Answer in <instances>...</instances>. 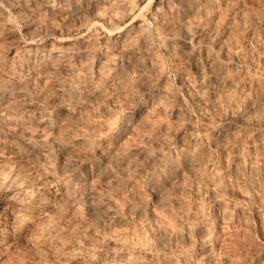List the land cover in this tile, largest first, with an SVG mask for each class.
Masks as SVG:
<instances>
[{"label": "rangeland", "instance_id": "374dc122", "mask_svg": "<svg viewBox=\"0 0 264 264\" xmlns=\"http://www.w3.org/2000/svg\"><path fill=\"white\" fill-rule=\"evenodd\" d=\"M73 1L79 5L76 12L72 11ZM173 1L0 0V80L9 81L5 75L11 66L19 67L27 58L40 57L41 50L48 48L56 38H67L68 43L87 50L82 58L91 66L86 80H81V77L74 80L72 71L56 76L62 81L63 86L59 89L69 106V111H57L58 119L64 123L57 138L67 142L82 131L86 136L83 145H75L63 153L52 142L48 146L37 144L40 138L55 136L48 126L30 125L32 134L25 138L20 134L12 135L0 125V170L8 169L12 175L17 173L15 176L24 188L14 187L9 182L0 183V264H120L119 259L127 255L126 246L130 242L149 236L147 227L156 215H171L179 225L183 222L178 214L181 206L191 207L199 200L207 211L213 264H264V142L262 147H253L246 152V161H256L261 168L253 183L252 170L247 165L243 166L249 178L244 187L237 182L233 172L242 164L232 161L231 151L226 145L233 138L220 144L214 143L209 135L213 123H209L207 115L213 113L216 118L222 115L225 92H218L212 101L207 102V107L195 99L197 88L191 80L197 77V73L189 61L185 62L186 49L179 46L178 41L183 38L179 24L181 16L173 7L170 8ZM47 2L53 7L52 11L44 7ZM206 2L205 9L203 7L205 15L192 13L191 27L188 24V30L192 28L193 32L195 25L192 24L202 22L205 32L202 56L207 51L216 52L219 56L222 47L244 50L250 42L255 52L248 59V71L264 76V0ZM163 8L167 9L168 19L165 29L161 30L155 15ZM126 28H130L131 38L136 44L142 42L135 36L145 35L142 38L150 55L159 62L160 68L156 67L155 71L146 67L144 85L133 79H137L136 73L147 66L145 56L140 59L141 64L139 62L127 69L126 78L116 74L115 63L111 64L113 60L108 62L112 67H108L107 74L95 70L96 65L104 60L102 52L106 51L115 60L121 56L126 42L120 46L114 40L116 34L113 32ZM213 33L221 39L220 43L214 42ZM170 41L174 43L173 49L169 46ZM29 42H35L39 49L26 50ZM226 62L227 71L236 73L238 65H233L234 61ZM20 71L27 75L25 67ZM130 76L132 80L128 79ZM127 79L132 81V86L126 82ZM238 82L245 93L249 88L253 93L263 91L256 89L245 76L238 78ZM14 84L28 94L46 86V99H50L55 91L48 82L19 80L10 85L14 87ZM211 85L215 87L216 82L211 81ZM94 89L100 92L89 94ZM155 103L166 111L155 109L146 112ZM262 105L264 110V102ZM247 114L242 122L236 123V129L240 130L238 133L242 134L243 130L250 135L257 133V137L264 141L263 126H255L260 122L258 114L253 111ZM135 115L139 116V121L133 119ZM163 123H167V128L159 130ZM63 131H67V135ZM154 131L159 132L162 141L151 143V148L160 149L163 154L161 161L158 160L149 171L153 172L152 175L147 173L134 177L132 172L124 173L114 167L113 176L107 171L99 173L95 170L104 148L112 152L122 147L129 148ZM182 149H202L203 157L195 167H198L197 171H187L185 175L187 179L200 183V191L196 195L187 191L184 188L186 180L177 177L174 184L166 187V203L160 205L149 188L148 176L159 175L161 172L158 171H163L164 164L175 160ZM103 165L110 168L109 163ZM109 180L116 181L111 188L104 185ZM90 182L98 191L111 194L121 207V218L104 221L83 185L77 191L79 202L72 203L70 196L75 189L71 188L76 183ZM241 189L257 192V198L247 203L241 199ZM23 191H31L33 196ZM130 193L145 207L140 216L132 215L126 209ZM176 240L173 235L171 242ZM185 247L192 250L193 255L194 247L190 244ZM145 256L149 261L144 264H164L158 259L151 260L148 254ZM223 258L227 259L225 263L221 261Z\"/></svg>", "mask_w": 264, "mask_h": 264}, {"label": "bare ground", "instance_id": "6f19581e", "mask_svg": "<svg viewBox=\"0 0 264 264\" xmlns=\"http://www.w3.org/2000/svg\"><path fill=\"white\" fill-rule=\"evenodd\" d=\"M206 1L207 0H174V3L169 6L170 8L173 7V9L178 12L181 16L179 19V24L181 25L180 32L182 33L183 38L180 39L178 43L181 48H184L187 51V54L184 56V59H186L185 62L189 61L188 63H190V65L192 64L196 69L195 72L197 73V77L191 80L197 88V96L195 97V99L200 102L199 104L203 103L207 107V102L212 101L213 97L218 92H225L224 96L226 98L224 97L225 100L223 98L222 101V115L216 118L214 115H212L213 113L211 115L206 114L209 123H213L209 135L210 139L214 143L220 144L223 142L226 143L229 139L233 138L232 140L228 141L226 145L231 151L232 161L242 164V166L236 167L233 172L237 182L245 187L249 178L243 166L247 165L248 169L252 170L253 177H251V182L253 183L255 182V175L259 173V170L261 168L260 164L256 161H246V152H250L253 147H262L264 141L262 138L257 137V133L250 135L248 131H245L243 129L242 130L244 132L242 134H239L240 130L238 129V131L236 129V123H238V121L240 122L242 119L244 120L246 114L250 113V111H253L258 114V118L260 120V122H257L255 126H258V128H261L263 126L264 128V110L262 108V104L264 102V76L258 74H251L248 71V59L255 52L254 45H252L250 42L244 50L236 48L223 49L222 47V52L220 53L221 56H218L217 53L213 51H207L206 55L202 56V50L205 41V32L202 22L193 20L196 21L195 24H192L195 25L193 32L191 30L192 28L189 29L191 30V32L188 30V24H190L191 27L192 20L190 18V15L192 13L195 14L194 12H200V16L202 17L205 15L204 9L206 7ZM129 3H131V1ZM44 7L51 11L53 9V7L49 5L48 2L44 5ZM72 7L73 12H76L79 9V5L76 2L73 3ZM166 15L167 9L164 10V8L162 10H157L156 12V23H158L157 25L161 27V30L162 28L165 29L167 25L166 20L168 19V17L166 19ZM113 33L116 34L114 36V40L116 39L115 41L119 43L120 46L124 45V43L126 42L122 54L120 57H118V59L115 60L114 56L107 54L106 51H104L105 53L102 52L101 54L104 57V60L96 65L95 70L99 73L107 74L106 72L108 71V67H112L108 66V62L110 63L113 60L111 64L115 63L116 74L119 77H123L124 75V78H126L125 72H128L127 69L135 64H138L139 62L141 64L140 59L145 56V58L147 59V63L145 62L147 66L145 65V67L142 69L139 68V71L136 70L138 71V73H136L137 79L136 77H134L135 80L131 78V76L130 78L127 77L129 80L133 79L134 82L137 80L138 83L142 84L145 77H147L146 67L148 69L156 70V67L159 66V62L154 61L155 57H152V54L150 55L148 49L149 47L146 45L145 39L142 38L145 35L141 37L140 34L139 36L137 34V36H135V39L137 37V39L140 40V42L142 43L136 44L131 38L130 28H126L124 29V31H114ZM213 36V40L215 43L221 42V39L218 37L217 34L214 35L213 33ZM169 44V46L173 49V41H170ZM26 46V50L31 52L32 50L39 49L38 45L35 42H29L26 44ZM84 52L88 51H84L81 47L68 43L67 38H56L53 42L49 44L48 48H46L45 50H41L40 57H34V59L31 57L26 59L25 57L26 62H23V65H18L20 64V62L17 64L20 68L15 65L11 66L5 75V77H9L10 80H0L1 128L4 127L12 135L20 134L25 138H28L32 134V131L29 128L30 125H35V127L40 128L48 126L51 129L53 135L55 134V136H51V138H40L37 140V144L39 146H48V144L52 142L63 153L72 150L75 145H83L85 143L86 136H84L85 134L81 131L82 129L80 130L81 134H78L79 136H71L69 141L67 142L62 141L61 138H57V134L62 131L64 124L58 119L57 111L58 109H64L66 111H69V106L59 89L63 86L62 81L57 79L56 76L57 74H61L63 76V74L65 75V73H68V71H72L74 80L75 78L80 77L81 80H86L85 78L89 77L88 69H91V66L89 67V64L87 65V60L82 58V54ZM25 59L23 58V60ZM226 61H234L233 65H238L236 73L231 74L227 71L228 64ZM23 67H25L28 71L27 75L21 74L20 69ZM116 74L114 75L115 77H117ZM241 76H245L256 89H263V91H261L260 93H253L250 91L252 89L249 88L246 93L243 92L238 82V78H240ZM128 79L126 80V82L131 85L132 81L129 82ZM19 80H24V82L26 83H34L35 81L46 83L48 82V85L50 87H53L55 91L50 99H46L45 96V90H47L46 86H43V88L40 87L39 90H37L34 94L32 92V94H28L26 90V92H24V90H22L21 88L16 87V84H14V87L10 85L19 82ZM213 80L214 82H216L215 87L211 85V81ZM80 84H83V81ZM96 90L94 89L92 91H89V94L96 95L98 94V92H100ZM175 108H177V110L179 109L178 107ZM155 109H158L162 112L166 111L162 105H156L155 103V106L149 107V109H146V112H152ZM179 113L176 112V115ZM133 119L139 121V116L135 115ZM166 124L167 123L161 124L159 130H165L167 128V126H165ZM150 125L153 124L150 123ZM63 133L67 135L68 132L63 131ZM236 133H238L239 135ZM159 140H161V138L159 137V132L154 131V133L152 132L147 137L143 138V140L141 139V141H139L138 143L134 145L132 144L129 148L122 147L120 150L116 151L113 149L114 152L110 151V149L108 148H104L103 153H100L101 158L96 163L95 170L99 173L107 171V174H110L112 176L113 167L115 168V170L118 169L124 173L132 172L134 177L146 175L147 173L151 174L152 171H149L153 169L154 165H157V161L161 158L163 154V152H160V149L159 151L155 148H151L153 142L158 143L160 142ZM163 143H165V141H163ZM105 147L107 146L105 145ZM189 149L185 151H183L182 149L181 152H178V155L176 154V159L174 158L175 160L172 159V161L168 163H166L167 161L163 160L166 164H164L165 166L162 167L163 171H158L161 172L159 173V175H153L152 177L147 175L149 177V182L148 180H146L149 183L147 184L150 186L149 188L152 189L160 205H164L166 203V187L168 185L171 186L172 184H174L177 177H182L186 180V185L184 186V188L187 191H191L194 194H197V192L199 193L200 189L198 185L200 183H197V181H195L194 179H187L185 175L187 171H197L196 169H198V167H195L202 159L203 152L202 149ZM261 154L263 155V153ZM104 163H109L110 168L109 166L103 165ZM15 175H17V173H14V175H12V173H10L8 169L0 170V183L5 184L9 182L10 184L12 183L14 187H21V180L18 179ZM18 176L21 177L20 175ZM113 182L116 183V181L109 180L104 185L107 188H111L114 184ZM82 185L83 187L85 186L88 196L91 197L96 212L102 213V218L104 221L110 222L112 220L122 217L121 207L111 196V194L102 193L98 191L96 185L91 182L84 184L76 183V185L71 188L75 189L72 192L70 190L72 194L70 196V198L72 197V203L79 202L80 196L77 191L78 188L82 189L80 188L82 187ZM28 195L33 196L31 195V193ZM240 196L241 199L246 200L248 203V201L252 202L254 201V199L257 198V192L241 189ZM21 197H23L22 194ZM20 200L21 202H24L22 201V199ZM199 201H196V203H194V205H192L191 207L181 206V209H179L178 214L183 219V222L179 225L175 222V219L170 217L171 215H156L151 220V223L149 224L150 226L147 227L149 236H146L143 239L139 236L140 238L138 237V239H142L141 241L134 243L130 242V244L126 246V249L128 251L127 255L119 259L121 260L120 264H144L149 261L147 260L145 254H148L151 260L158 259L161 260L164 264H213L214 256L210 249L209 236L207 232V211L206 208L203 207L202 203H199ZM144 208L145 207L143 206V204L140 203V201H136L135 196L130 193V196L126 203V209L129 210L132 215L140 216L141 214H143ZM146 234L147 233H145L144 235ZM173 235L177 238L175 243L171 242V238ZM188 244L194 247L193 255L192 250L188 251L185 247ZM221 261L222 263H225L227 259L223 258L221 259Z\"/></svg>", "mask_w": 264, "mask_h": 264}]
</instances>
